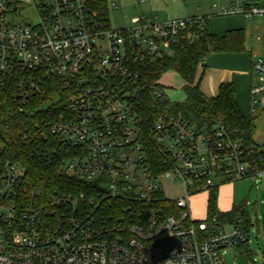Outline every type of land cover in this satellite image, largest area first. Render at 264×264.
<instances>
[{
  "label": "built area",
  "instance_id": "built-area-1",
  "mask_svg": "<svg viewBox=\"0 0 264 264\" xmlns=\"http://www.w3.org/2000/svg\"><path fill=\"white\" fill-rule=\"evenodd\" d=\"M24 8L34 20L20 25ZM224 13L264 19V0H231ZM205 23L136 16L112 29L107 10L87 0H0V90L19 111L38 115L24 138L55 140L62 172L93 185L90 197L54 196L44 214L25 168L3 159L0 144V264H225L223 251L248 241L240 225L228 231L214 213L194 218L190 201L235 179L264 183V148L250 154L224 124L197 127L171 111L147 128L133 102L137 64L171 53L181 33ZM253 68L254 107L264 93V59ZM56 78L69 83L61 93ZM153 96L166 98L163 88ZM166 180L183 193L167 196ZM98 194L124 202L122 211L107 219Z\"/></svg>",
  "mask_w": 264,
  "mask_h": 264
},
{
  "label": "trees",
  "instance_id": "trees-1",
  "mask_svg": "<svg viewBox=\"0 0 264 264\" xmlns=\"http://www.w3.org/2000/svg\"><path fill=\"white\" fill-rule=\"evenodd\" d=\"M91 9L97 12L107 10L106 0H87ZM244 29H232L225 35L218 37L210 32L208 23L196 24L180 34L178 42L172 48V52L163 57L138 63L137 69L140 77L135 81L137 86L133 95V102L139 113L144 117L145 125L149 128L159 114L171 111L182 115L192 125L222 123L232 139L239 141L245 152L255 154L258 144L254 140L255 125L243 115L236 101L233 85L221 83L219 93L214 97H207L200 89V81L195 83L198 68L204 64L205 59L212 52L234 49H244ZM175 70L188 82L186 86L187 99L183 103H173L165 98L157 102L153 96V90L162 88L159 80L163 73ZM61 93L68 81L62 78L52 80ZM0 90V144L2 157L13 162L20 163L26 171L25 183L30 192H33L34 200L39 202L44 214L53 209L54 196L62 194L86 193L87 197L93 194V185L80 182L64 174L60 167V161L52 156V147H58L55 140L42 137L24 138L23 133L34 128V118H37L34 108L19 111L14 102ZM149 147L156 151V145L147 141ZM155 148V149H154ZM102 192V191H101ZM96 194V193H94ZM218 188L209 191L208 213L216 214L220 224L244 223L251 224L246 212L242 215L240 208H234L229 212H220L217 209ZM101 202L99 210H102L108 219L116 217L122 211L124 202L108 196L98 194ZM90 213L94 208L88 205ZM103 206V207H102ZM102 207V208H101ZM91 208V209H90ZM101 212V211H100ZM247 242L236 245L242 251H247Z\"/></svg>",
  "mask_w": 264,
  "mask_h": 264
},
{
  "label": "rangeland",
  "instance_id": "rangeland-1",
  "mask_svg": "<svg viewBox=\"0 0 264 264\" xmlns=\"http://www.w3.org/2000/svg\"><path fill=\"white\" fill-rule=\"evenodd\" d=\"M231 0H106L107 12L112 29H122L131 25L136 16L151 17L155 21L170 19L205 17L211 33L221 37L232 29H245L247 42L244 49L212 52L198 68L195 83L200 81V89L212 97L219 93L221 83L233 85L236 101L243 115L255 125L254 140L264 148V93L256 106H252L251 88L258 83L260 75L253 68L255 59H264L262 36L264 19H247L242 14H225L224 8ZM118 5V8L114 6ZM33 10L24 8L17 23L32 22ZM258 37V38H257ZM204 70V71H203ZM160 84L166 98L173 103H183L187 99V80L177 71L162 74ZM167 196L177 197L183 187L165 181ZM209 191L193 194L190 201L191 214L196 219H204L208 213ZM244 208L249 217V231L240 223L248 236L247 251L229 246L223 251L225 264H264V183L252 177L228 181L218 187L217 209L229 212L234 208ZM232 222L226 230L232 229Z\"/></svg>",
  "mask_w": 264,
  "mask_h": 264
},
{
  "label": "crops",
  "instance_id": "crops-1",
  "mask_svg": "<svg viewBox=\"0 0 264 264\" xmlns=\"http://www.w3.org/2000/svg\"><path fill=\"white\" fill-rule=\"evenodd\" d=\"M244 34H245V39H244V48H245V43L247 42V31L244 29ZM258 38V37H257ZM260 39H261V37H259L258 38V40L260 41ZM204 71V70H203ZM159 83H160V80H159ZM202 91V90H201ZM203 92V91H202ZM204 93V92H203ZM204 95H206L205 93H204ZM207 97H210V96H208V95H206ZM214 96H216V95H213L212 97H214Z\"/></svg>",
  "mask_w": 264,
  "mask_h": 264
},
{
  "label": "water",
  "instance_id": "water-1",
  "mask_svg": "<svg viewBox=\"0 0 264 264\" xmlns=\"http://www.w3.org/2000/svg\"><path fill=\"white\" fill-rule=\"evenodd\" d=\"M244 213H245V209L242 208V209H241V214L243 215Z\"/></svg>",
  "mask_w": 264,
  "mask_h": 264
}]
</instances>
